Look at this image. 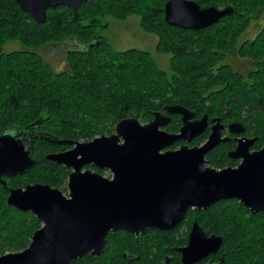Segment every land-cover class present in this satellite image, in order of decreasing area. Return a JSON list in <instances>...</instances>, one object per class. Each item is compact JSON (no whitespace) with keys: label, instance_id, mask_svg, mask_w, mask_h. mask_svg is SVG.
Masks as SVG:
<instances>
[{"label":"trees","instance_id":"trees-1","mask_svg":"<svg viewBox=\"0 0 264 264\" xmlns=\"http://www.w3.org/2000/svg\"><path fill=\"white\" fill-rule=\"evenodd\" d=\"M192 1L201 8L230 5L235 13L208 28L189 31L164 22L166 0H89L75 14L63 6L47 10L46 22L40 25L15 1L0 0V134L34 126L58 140L88 142L111 134L125 118L148 122L154 113L165 114L166 106L181 105L197 118L207 114L224 123L241 121L257 137L259 149L264 145V29L246 46V51L259 55L252 84L229 66L215 72L212 68L225 52L233 53L229 50L249 22L264 14V0ZM131 15L140 18L144 32L157 36L155 51L171 55L170 75L156 66L150 53L116 52L94 30L99 17L124 20ZM9 41L28 50L4 53ZM67 43L72 48L63 71H53L37 52ZM180 126L179 116H172L163 129L175 133ZM206 136L207 132L192 144L199 145ZM65 148L38 138L33 142L35 165L23 175L2 178L6 186L0 183V256L24 250L41 226L33 214L7 204L8 190L34 184L65 190L70 171L45 159ZM209 165L223 164L212 158ZM187 219L222 236L223 264H264V214L251 216L238 202L226 201L187 214ZM108 259L107 254L88 255L81 264H108Z\"/></svg>","mask_w":264,"mask_h":264},{"label":"water","instance_id":"water-1","mask_svg":"<svg viewBox=\"0 0 264 264\" xmlns=\"http://www.w3.org/2000/svg\"><path fill=\"white\" fill-rule=\"evenodd\" d=\"M37 24L46 22V12L59 6L74 14L89 0H13ZM230 5L201 8L192 0H166L164 22L175 28L198 31L234 15ZM163 113L142 124L135 118L119 121L112 135L89 142L58 140L38 132L36 127L0 134V183L28 172L36 163L33 142L40 138L57 145L73 146L64 153H51L45 159L70 170L67 195L48 185L34 184L10 188L7 204L33 214L41 227L27 248L0 256V264H69L86 253L102 254L109 232L124 230L133 234L145 229H170L182 221L189 209H207L221 200L235 199L252 213L264 211V146L250 153L253 140H241L234 158L236 168L220 171L207 166L205 155L220 142L223 125L211 119L208 138L201 146L189 144L207 129L208 115L195 114L181 105L166 106ZM172 116L181 127L169 133ZM236 136L244 131L238 122L228 125ZM244 141V142H243ZM247 141V142H246ZM185 142L178 149L171 147ZM91 166L109 171L106 178L84 169ZM220 238L200 237L193 226L191 247L185 259L194 263L214 253Z\"/></svg>","mask_w":264,"mask_h":264},{"label":"flooded vegetation","instance_id":"flooded-vegetation-1","mask_svg":"<svg viewBox=\"0 0 264 264\" xmlns=\"http://www.w3.org/2000/svg\"><path fill=\"white\" fill-rule=\"evenodd\" d=\"M251 28L257 29V32L252 37H246V38L240 39L242 35L246 31L250 30ZM263 29H264V19L260 21L251 20L249 24L247 25L246 29L244 30V32L240 35L238 41L233 44V45H236L235 46L236 50L235 49L232 50L233 54H231L230 57L237 59L238 62L239 61L242 62V63L239 62L241 63V65L238 64L239 65L238 67H241L242 69H244V74H246L245 79H247L248 84H252L250 75L257 72L258 68L256 66L255 56H259V55L251 50L246 51V46L253 43L257 39L258 35L263 31ZM236 74H238L239 76H243L241 71L239 72L236 71ZM200 118L201 117L199 118L195 117L194 119H200ZM211 119H214V118H210V117L208 118V125L205 131L207 132V136L204 139V141H202L199 145L192 144L195 140H197L200 137L199 136L198 138H196L189 144L190 147L201 146L202 144L206 142L208 135L210 133L211 127L213 126V123L210 122ZM232 122H238L244 127V131L242 134L236 136L234 134H231L228 131V125ZM221 124L223 125V130L221 132V139L224 141L220 142L214 149L209 150L207 152V154L205 155V161L207 162V166L212 167L216 169L217 171H220L226 168H236L237 166H239L242 162V159L234 158L232 157V155L237 152V148L241 144L240 143L241 140H251V139L253 140V144L250 146L248 150L250 153L256 152L264 146L263 145L259 149H255V143H256L257 137L251 131H249L248 127L245 124H243L241 121L234 120V121L225 122V123L221 121ZM183 144L185 145V142H183ZM182 145H180V147ZM58 146H65L66 148L59 149L58 151L54 153H64L72 149L73 147L69 145H58ZM222 146L225 147V150H215L216 148L219 149ZM212 158L214 159L216 158L217 161L222 162L223 165H221V167H218V168H215L209 165V162L211 161ZM84 169H87V168L84 167ZM67 184H68V178H67V182L65 185V189H67ZM58 190H61V189H58ZM67 191L69 192L68 189ZM226 201L238 202L235 199L221 200V201L214 203L213 205H211L205 210L204 209L198 210L194 208L189 209L186 212L182 221L170 229L149 228V229H145L143 232L138 233V234H133V233H130L124 230H117V231L109 232L106 238L107 239L106 248L102 254L98 256H93L91 253L88 252L84 254L82 257L71 261L69 264H72V263L81 264L82 262L81 260L83 259V257L88 256V255L93 258H98L99 256L104 255V254L108 255L109 259L108 261L106 260V263L108 264H119V263L120 264H223L224 254L222 253V244H223L222 236L217 235L211 228H207L203 226L198 221L191 220L189 222V220L187 219V214L206 211L212 206H214L215 204L219 202H226ZM247 210L249 211L251 216L257 215V214H264V211H261L258 213H252L249 209ZM194 225L198 227L201 238L204 237L205 239H209L213 236L216 238H220L221 243L214 253H209L206 256L201 257L194 263H188L187 260L185 259V256H186V250H188L191 247L192 232H193Z\"/></svg>","mask_w":264,"mask_h":264},{"label":"rangeland","instance_id":"rangeland-1","mask_svg":"<svg viewBox=\"0 0 264 264\" xmlns=\"http://www.w3.org/2000/svg\"><path fill=\"white\" fill-rule=\"evenodd\" d=\"M262 19H264V14H262L259 19H254V20L260 21ZM103 26H105V27H103ZM101 27H103V28H101ZM94 30L96 31L97 34H99L100 36H103L105 42L114 51L124 52V51H127L129 49H138L141 51L148 52L153 57V59L156 63V66L160 70L164 71L165 73H167L169 75L171 74V55L158 54L155 51L157 43H158V38H157V36H155L153 34L146 33L142 30V28L140 26V18L138 16L131 15V16H128L124 20H118V19H115V18L110 17V16L99 17V25H97ZM256 32H257V29L251 28L250 30L246 31L240 39H243L246 37H252ZM239 37L237 38L235 43L238 41ZM235 46L236 45H233V47L229 51L232 52V50L235 49ZM70 48H72V45L67 43V44H62V45L44 46L42 49H40L37 52L50 64L53 71L59 72V71H63L65 69H67L66 53H67L68 49H70ZM26 50H28V49H26L18 41H9L3 46V52L4 53H10V52H14V51H26ZM231 54H233V53L225 52L223 60L214 65V67L212 68L213 71L215 72L221 66H229L233 70V72H235V73H236V71H238V72L241 71V73L244 77L243 76H240V77L242 78V80L244 82L248 83L247 79H245L246 74H244V69H242L241 67H238L239 65H241L242 62L239 61V62H241V63H239L237 61V59L231 58L230 57ZM242 66H243V64H242ZM135 119H137V118H135ZM137 120L142 124L149 122V121L148 122H142L139 119H137ZM180 127H179V129H180ZM179 129H178V131H179ZM114 131H115V126H114L113 132L111 134H102V135L109 136V135H112L114 133ZM175 133H177V132H175ZM102 135L95 136L94 138L100 137ZM79 142H85V141L81 140ZM178 148H176V149H178ZM99 174H101L102 176H104L106 178H111V174L108 171H103L102 173H99ZM60 191H62V193L65 196L68 193L67 189L60 190Z\"/></svg>","mask_w":264,"mask_h":264}]
</instances>
